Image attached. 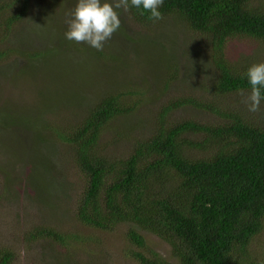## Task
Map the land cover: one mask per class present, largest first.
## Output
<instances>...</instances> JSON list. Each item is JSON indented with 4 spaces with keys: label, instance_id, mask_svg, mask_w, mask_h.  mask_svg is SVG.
I'll return each instance as SVG.
<instances>
[{
    "label": "trees",
    "instance_id": "trees-1",
    "mask_svg": "<svg viewBox=\"0 0 264 264\" xmlns=\"http://www.w3.org/2000/svg\"><path fill=\"white\" fill-rule=\"evenodd\" d=\"M9 3L0 0V11L14 6L0 24L4 33L39 0ZM49 5V16L51 6L68 15L75 3L51 0ZM159 10L182 33L188 30L205 40L212 78L191 77L176 92L172 86L179 66L164 59L151 41H144L146 35H140L137 49L160 78L155 76L153 94L137 85L105 93L82 107L80 115H69L70 108H65L58 117L59 112L46 109V124H21L12 117L0 121L5 128L11 120L16 132L26 130L53 152V157L43 158L40 168L29 163V175L39 180L37 201L60 210L63 220L72 218L74 229L66 228L55 215L57 220L21 230L22 247L35 245L38 264H111L118 250L119 256L137 264H264V99L258 112L249 111L243 102L250 92L246 70L264 57L241 65L225 60L232 40L247 39L264 47V0H164ZM117 11L120 19L145 25L148 33L159 22L149 20L150 13L141 15L142 7ZM58 23L67 27L60 19ZM120 29L115 33L122 38ZM75 45L113 73L108 62L116 63L118 47L113 53L108 43L103 50L86 43ZM33 47L20 55L27 59L33 52L36 58L37 46ZM9 49L0 46V61ZM189 63L195 65V54H190ZM261 92L264 95V88ZM164 96L168 100L160 104L154 124L140 133L134 131L139 123L137 108L145 105L147 97L146 103L159 104ZM79 100L76 107L82 106ZM186 107L204 118L165 123L173 111ZM123 143L127 148L116 152ZM64 158L80 181L72 208L64 204L71 186L59 170ZM119 230L121 245L109 238ZM148 234L167 243L173 260L148 244ZM16 254L0 245V264H14Z\"/></svg>",
    "mask_w": 264,
    "mask_h": 264
},
{
    "label": "rangeland",
    "instance_id": "rangeland-1",
    "mask_svg": "<svg viewBox=\"0 0 264 264\" xmlns=\"http://www.w3.org/2000/svg\"><path fill=\"white\" fill-rule=\"evenodd\" d=\"M11 4L14 0H4ZM51 0H39L41 12L35 3L34 8L24 13L20 20L9 32L4 33L0 28L1 48L11 47L7 57L0 61V121L3 118H11L20 123L46 124L48 112L51 109L58 117L64 115V109L70 108L69 115L78 114L82 107L90 106L95 99H99L105 93L115 89H131L140 85L147 88L148 95L156 89L155 76L156 67L151 65L149 59L146 61L143 53L137 49L140 35L145 42L151 41L160 55L169 62L179 66V75L172 89L176 92L180 87L183 89L187 80L191 77L212 78V68L208 64L209 47L204 39L195 33L186 31L182 33L180 27L169 18L160 20L148 33L145 25L131 23L121 16L122 38L114 33L105 43L110 44L113 53L119 48L116 63L111 61L113 73L96 63L92 55L74 43H69L63 35L67 27L57 24L58 20L65 22L68 15L58 7L51 6ZM72 1V0H71ZM77 0H74L76 4ZM48 6V10H46ZM75 6V5H74ZM14 6H7L0 11V24L4 17H8ZM72 10V9H71ZM49 21L48 24L40 23ZM66 23V22H65ZM149 29V30H150ZM125 30V31H124ZM126 32V35H125ZM125 35V38H124ZM13 41L14 46L10 44ZM37 46V57L30 53L27 59L20 55L23 50L34 49ZM68 45V46H66ZM198 50L200 53L198 54ZM195 54V65L189 63L190 54ZM264 57V47L249 44L247 39L232 40L229 48L225 50L227 62L244 64L254 57ZM189 75V77H188ZM165 79L164 77H162ZM172 94V93H171ZM150 97L145 99L143 106L138 107V125L134 131L145 130L151 127L156 120L154 117L159 110L160 104L167 102L166 96L160 99V103L151 104ZM77 99H80V107H76ZM78 101V102H79ZM52 113V112H49ZM28 115L26 118L15 116ZM258 114L257 116H259ZM204 118L201 114L193 112L191 107L184 110L173 111L165 119L166 124H172L180 120H193ZM29 125V124H28ZM167 125V126H168ZM14 123L10 120L6 127L0 126V245L14 250L16 260L14 264H38L33 244L22 247L20 242L21 230L25 226L42 225L51 218H60L64 226L74 229L72 218L63 220L61 211L52 209L37 201L38 178L31 179L29 175V163L40 168L43 158L53 157V152L42 143L36 142L25 130L20 133L14 130ZM49 134V133H48ZM115 137V135H114ZM114 139V138H113ZM127 143V142H126ZM124 147H116L115 151L120 153ZM118 142L117 146H120ZM39 150H41L39 152ZM36 153V154H34ZM59 166L62 174L70 180L71 186L66 190L69 198L64 201L67 208H72V201L80 187V181L75 174L68 158ZM63 194L66 195L65 192ZM70 212V211H69ZM72 214V211L70 212ZM63 216V215H62ZM57 220V219H56ZM69 222V223H68ZM109 238L117 245H121L120 230L111 234ZM151 247L157 250L167 260H173L169 252V246L159 237L148 234ZM264 239V233L262 235ZM51 262L52 258L47 257ZM111 264H137L133 260L119 256V250L111 256Z\"/></svg>",
    "mask_w": 264,
    "mask_h": 264
},
{
    "label": "clouds",
    "instance_id": "clouds-1",
    "mask_svg": "<svg viewBox=\"0 0 264 264\" xmlns=\"http://www.w3.org/2000/svg\"><path fill=\"white\" fill-rule=\"evenodd\" d=\"M164 0H77L66 19L65 38L76 43H86L96 50H103L104 43L120 28L118 9L128 12L130 8L141 9V15L150 13L148 19L158 22L163 19L159 10ZM250 92L243 102L251 112L260 110L264 99V61L251 64L246 70Z\"/></svg>",
    "mask_w": 264,
    "mask_h": 264
}]
</instances>
